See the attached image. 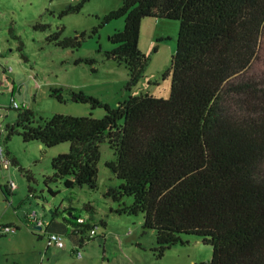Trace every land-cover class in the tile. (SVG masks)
Returning <instances> with one entry per match:
<instances>
[{
  "label": "trees",
  "instance_id": "trees-1",
  "mask_svg": "<svg viewBox=\"0 0 264 264\" xmlns=\"http://www.w3.org/2000/svg\"><path fill=\"white\" fill-rule=\"evenodd\" d=\"M86 1L69 4L60 16L80 11ZM120 17L124 26L109 36L115 46L105 54L128 70L127 90L143 76L147 61L139 48L142 21H179L169 98L140 92L111 107L70 85L51 86L49 96L57 101L103 108L104 115L36 119L31 108L8 105L17 113L4 127L6 139L17 134L44 147L69 142L67 153L52 157L45 182L92 189L98 185L100 144L106 142L114 157L105 165L121 182L105 196L117 203L118 214H143L156 257L184 243L186 234L211 245L207 264H264V69L255 76L248 72L260 48L264 0H122L100 25ZM62 29L47 40L79 48L86 33L61 37ZM82 61L94 62H75ZM0 188L5 197L12 194L7 185ZM84 208L85 223H77L81 215L69 209L70 219L46 230L81 247L94 237L89 233L96 214L92 204ZM26 219L31 223L28 214Z\"/></svg>",
  "mask_w": 264,
  "mask_h": 264
},
{
  "label": "rangeland",
  "instance_id": "rangeland-1",
  "mask_svg": "<svg viewBox=\"0 0 264 264\" xmlns=\"http://www.w3.org/2000/svg\"><path fill=\"white\" fill-rule=\"evenodd\" d=\"M78 1L0 0V47L12 69L17 89H20L16 92V101L27 102L36 119L56 112L80 116L91 113L93 117L100 118L105 113L103 108L91 109L83 103L59 102L49 96V86L64 87L71 83L74 89L83 90L111 107L130 94L140 92L169 98L170 63L176 50L179 21L160 19L157 27L143 28L145 21L156 19L146 18L142 22L139 48L147 61L143 76L127 90L128 70L105 54L115 46L109 36L123 28L124 17L100 25L103 16L118 8L122 0H87L80 11L60 16L66 6ZM117 22L122 23L120 28H116ZM36 23L48 27L35 29ZM95 27L97 32L93 33ZM61 28V37L77 39L80 33L85 32L81 46L77 49L61 48L47 40L51 33ZM78 57L93 59L94 62L76 63ZM263 69L264 29L257 57L248 72L255 76L260 75ZM35 84H38L36 89ZM0 103L5 105L0 107V147L6 155L7 149L10 151V161H17L8 168L0 165V185L12 182L15 185L8 197L0 188V264H207L210 261L211 245L195 235L186 234L182 235L184 243H177L162 257H156L152 250L155 236L150 230L144 232L143 214L127 215L114 211L117 203L106 197L105 192L108 187L119 185L121 180L105 165L114 157L106 142L100 144L97 188L86 185L67 188L63 181L46 183V178L53 172L52 157L67 153L70 143L41 147L36 141H23L17 134L6 139L4 127L15 120L17 110L5 108L10 103L9 95L0 97ZM88 203L96 210L91 219L95 233L81 247H75L67 237L65 247H47L46 235L26 219L27 214L34 210L44 223L52 218V211L56 209L57 219H62L66 206H71L74 213L88 217L89 212L84 208ZM101 220L106 222V226L101 224ZM3 226L14 229L8 231L1 228Z\"/></svg>",
  "mask_w": 264,
  "mask_h": 264
},
{
  "label": "built area",
  "instance_id": "built-area-1",
  "mask_svg": "<svg viewBox=\"0 0 264 264\" xmlns=\"http://www.w3.org/2000/svg\"><path fill=\"white\" fill-rule=\"evenodd\" d=\"M71 1H75V0H71ZM11 70L12 69L10 66H8L5 60V56L3 55L1 47H0V97L11 94L10 103H9L10 106L15 107V108L29 107L27 102L19 103L16 101V99L12 95L15 90V86L9 76V74L11 73ZM0 106H5V105L0 103ZM0 165H2L4 168H8L9 165H11V161L9 160L8 156L4 153V150L2 147H0ZM7 186L10 189V191L13 190L15 187L13 182ZM28 217L31 220V222L34 224H37L40 226L43 224L37 211L33 210L29 212ZM76 221L77 223L83 224L87 221V217L83 215L79 216ZM4 228L5 230H8V231H10L11 229H14V227H11V226H5ZM94 233L95 231L94 229H92L90 232V236H93ZM45 235H46V241H47L48 247L50 246H55L59 248L65 247L66 245V242H65L66 235L65 234H62L59 232H47ZM77 254H79L78 250H77Z\"/></svg>",
  "mask_w": 264,
  "mask_h": 264
},
{
  "label": "crops",
  "instance_id": "crops-1",
  "mask_svg": "<svg viewBox=\"0 0 264 264\" xmlns=\"http://www.w3.org/2000/svg\"><path fill=\"white\" fill-rule=\"evenodd\" d=\"M154 19H156V18H154ZM160 19L161 18H159V19H156V20H153V21H145L144 22V24H143V26H142V28L143 27H147V26H154V27H157V25H159L160 23H161V21H160ZM144 21V20H143ZM142 21V22H143ZM122 25V23L121 22H117V27L116 28H120V26ZM141 32V31H140ZM164 35H161V37H163ZM139 46H141V41H140V38H139ZM5 56V55H4ZM79 59H81L80 57H78L76 60H79ZM75 60V61H76ZM9 76H10V79L12 80V82H13V84H14V86H15V90H14V92H13V96H14V98H15V95H16V92L17 91H20V89L18 88L17 89V86H16V83H15V80H14V78H12L13 76H12V72L9 74ZM67 85H70V86H74L73 84H71V83H69V84H67ZM38 86V84H35L34 85V88L36 89V87ZM51 86H49V88H50ZM53 87V86H52ZM49 88H48V90H47V92L49 93ZM74 88V87H73ZM5 96V95H4ZM9 96H11V94L9 95ZM32 96H34V94L32 95ZM66 103H68V102H66ZM29 108H31L30 106H29ZM56 113H59V112H56ZM61 113V112H60ZM62 114H64V113H62ZM66 114H68V113H66ZM73 113H70V115H72ZM73 115H76V116H80V115H77V114H73ZM82 116H85V115H82ZM40 146L41 147H44V146H42L41 144H40ZM60 152H64V151H60ZM9 153H10V151L7 149V156L9 155ZM9 157H10V155H9ZM2 166V165H1ZM11 192H13V190H11ZM71 210V211H73V208L71 207V206H66L65 208H64V210H66L65 212V215H62L61 216V218L62 219H57V215H58V212L56 213V214H54L53 213V216H52V218L49 220V221H46V222H44L41 226L40 225H37V224H35L36 225V228L37 229H40V230H42L43 231V233L44 234H46L47 232H49V231H47L46 229H47V226H50V229L51 228H54V229H58V227H60L59 225H56L55 223L56 222H64V221H66V220H68V219H70L71 218V214H69L68 213V210ZM57 210V209H56ZM82 216V215H81ZM51 220H53V222L52 223H50L51 222ZM61 220H63V221H61ZM32 223V222H31ZM34 224V223H33ZM1 228H4V226L3 227H1ZM48 247V246H47Z\"/></svg>",
  "mask_w": 264,
  "mask_h": 264
}]
</instances>
